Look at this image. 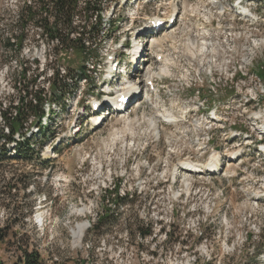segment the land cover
<instances>
[{
	"label": "rangeland",
	"instance_id": "obj_1",
	"mask_svg": "<svg viewBox=\"0 0 264 264\" xmlns=\"http://www.w3.org/2000/svg\"><path fill=\"white\" fill-rule=\"evenodd\" d=\"M30 2L35 0H0L3 108L16 96L15 79L23 68L28 72L26 80H20L22 87L36 83L48 93L52 72L59 66L55 46L33 27L29 28L19 61L3 48L19 11ZM102 3L103 21L116 23L110 36L127 35V11L111 0ZM249 3L257 8L253 7L259 19L264 17V0ZM74 21L80 25L89 19L78 15ZM258 21L250 30L241 26L235 41L234 64L228 67L236 70L235 80H224L221 71L216 74L217 84L227 94L240 93L255 100L248 109L252 118L240 125L242 135L250 137L249 143L244 137L238 141L242 147L251 146L246 148L245 162L227 167L225 175L229 178L180 174L177 165L181 157L177 154L192 148L196 132L177 144L171 142L167 129L162 130L161 141L155 143L150 122L153 114L143 106L134 109L123 123L107 120L100 129L90 132L81 112L83 103L87 104L96 91L94 85L101 92L96 77L100 68L93 70L92 62H82L70 51L60 66L69 69L66 83L71 95L63 108L57 102L48 104L54 116L46 129L56 140L41 151L37 144L35 152L39 156L33 162L0 161V227L11 222L13 211L32 213L13 229V234L25 237L24 241L37 246L45 259L58 264H254L257 255L256 264H264V163L256 155L258 146L264 144V117L254 120L255 114L264 113V22ZM104 32L105 28L101 39L90 43L101 55L108 52ZM82 65L88 68L93 81L80 79ZM220 68L224 71L226 66ZM204 98L213 101L206 93ZM241 101H246L245 97ZM81 121L82 131L77 133ZM2 128L4 122L0 119ZM30 132L38 138L34 126ZM114 132L121 142L111 140ZM220 145L217 136L212 149L216 151ZM12 147L5 146L7 156L13 153ZM189 152L199 163H205L211 154ZM14 175H22V182L11 181ZM114 185L122 197L132 196L128 204L115 207L112 199L108 202L106 191ZM104 215L111 218L101 222ZM85 223L88 228L83 239L75 243L73 233ZM14 241L10 236L0 242V263H14L19 255ZM260 249L263 252L258 254Z\"/></svg>",
	"mask_w": 264,
	"mask_h": 264
},
{
	"label": "trees",
	"instance_id": "obj_2",
	"mask_svg": "<svg viewBox=\"0 0 264 264\" xmlns=\"http://www.w3.org/2000/svg\"><path fill=\"white\" fill-rule=\"evenodd\" d=\"M98 1L88 2L82 7L80 6V0H35L34 3L26 4L19 11L15 25L11 29L10 36L3 48L6 51H11L13 57L19 61L24 44L29 39V28L33 27L40 30L47 41L55 46L53 52L56 56L55 62L59 66L57 69L54 68L52 72L50 92L48 93L45 89H40L36 83L22 87L20 80H26L28 72L27 68H23L15 79L14 91L16 96L13 95L11 101L5 104V108H3V103H0V119L4 122V128L0 130V144L16 143L18 147L16 157L7 158L4 154H0L1 162L10 160L32 162L34 159V146L37 143L44 146L50 140V132H44L42 125V119L45 116V104L57 102L58 105L64 107L67 97L71 95L69 93L71 88L67 85L66 78L61 75L60 63L64 60L63 57L70 51L76 53L82 62L99 56V50L92 49L90 44L91 41L98 40V37L101 39L102 18L100 14L102 9ZM78 15L96 16L97 22H86L77 25L74 19ZM81 69H85V66L82 65ZM32 118L35 122L33 121L31 124H36L35 126L41 131V140L28 136V124ZM49 118L52 121L53 114ZM4 145H0V153L5 151ZM22 178V175L18 177L14 175L11 181L14 180L19 184V182H22ZM16 186H13V191H15ZM117 191V186L111 191H106L108 201L112 199V201L118 200L122 204H128L129 201L124 198L121 199L117 195ZM31 214L24 215L13 211L9 218L12 219L11 222L7 223L6 227H0V242H4L10 236L15 238L14 244L18 246L19 255H17L13 264H58L52 262L51 259H45L37 246L24 241L25 237L13 234V229L20 222H24ZM110 218L109 215H104L101 222ZM141 235L147 236L148 233ZM262 252L263 250L260 249L258 254ZM258 258V255L254 257V264L259 262Z\"/></svg>",
	"mask_w": 264,
	"mask_h": 264
},
{
	"label": "built area",
	"instance_id": "obj_3",
	"mask_svg": "<svg viewBox=\"0 0 264 264\" xmlns=\"http://www.w3.org/2000/svg\"><path fill=\"white\" fill-rule=\"evenodd\" d=\"M147 0H141L144 4ZM157 11L153 13L152 22H166L167 18L173 12L172 2L179 8H187L191 14L197 16L202 22H208L209 16L217 15L222 11L211 10L212 7L199 6L191 4L188 7L178 5L180 0H153ZM217 8V7H215ZM178 9V8H177ZM185 14L179 11V16L174 27L168 29L166 26L158 31L153 32L151 28L143 23L139 16H135L134 11L131 12V22L129 31L140 33L141 35L136 41L131 44V52L129 57H132V52H136L137 45L144 49V59L151 63L148 72H152L153 77L160 81L162 77L160 73L166 72L170 82L161 86L163 90L162 101H171L175 104L182 101V95L190 88L197 86L201 87L204 82V77L209 76L214 85L216 82V74L218 71L223 72L224 80L234 81L236 70L228 68L232 64L233 46L223 44L220 40L226 42L228 37L220 34H211L205 31L196 29L195 26L183 22ZM137 20V22H136ZM219 20V19H218ZM221 21L223 20L220 19ZM219 20V21H220ZM220 21V22H221ZM136 22V23H135ZM199 27V25H198ZM109 28V24H108ZM163 37L155 47H151L150 43L157 37ZM223 36V37H220ZM156 37V38H155ZM109 48V46H108ZM137 53V52H136ZM158 59L159 63L155 61ZM224 58V60H223ZM226 66L223 71V67ZM235 70V71H232ZM158 70V72H156ZM123 77L121 84H125L128 78L136 83V87L147 91L143 85V75L138 72H126L125 68L121 69ZM253 90V89H252Z\"/></svg>",
	"mask_w": 264,
	"mask_h": 264
},
{
	"label": "bare ground",
	"instance_id": "obj_4",
	"mask_svg": "<svg viewBox=\"0 0 264 264\" xmlns=\"http://www.w3.org/2000/svg\"><path fill=\"white\" fill-rule=\"evenodd\" d=\"M243 13H246V12H243ZM255 116H256L257 119L263 118L264 117V113H258ZM102 124H103V122L100 123V126L98 128H100L102 126ZM213 165H216V162ZM208 166H210V165H208ZM214 169L217 170L218 167H215ZM87 228H88L87 223L81 224V225H79L77 227V230L73 233V237H74L75 243L79 244L81 242V240L83 239L84 232L86 231Z\"/></svg>",
	"mask_w": 264,
	"mask_h": 264
}]
</instances>
